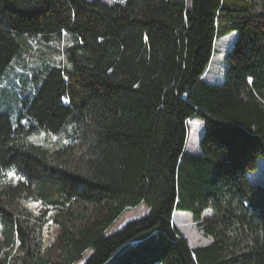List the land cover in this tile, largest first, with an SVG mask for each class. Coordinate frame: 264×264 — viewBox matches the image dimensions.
<instances>
[{
  "label": "trees",
  "instance_id": "16d2710c",
  "mask_svg": "<svg viewBox=\"0 0 264 264\" xmlns=\"http://www.w3.org/2000/svg\"><path fill=\"white\" fill-rule=\"evenodd\" d=\"M230 32L224 83L210 85ZM61 35L64 59L18 113L0 109V264H264V185L248 178L264 160V0H0V76L30 37ZM177 211L212 244L192 249Z\"/></svg>",
  "mask_w": 264,
  "mask_h": 264
},
{
  "label": "rangeland",
  "instance_id": "374dc122",
  "mask_svg": "<svg viewBox=\"0 0 264 264\" xmlns=\"http://www.w3.org/2000/svg\"><path fill=\"white\" fill-rule=\"evenodd\" d=\"M108 3H121L125 0H104ZM184 1L188 7L191 6V0ZM69 35H61L60 38L52 37L49 39L30 37L27 45L22 47L21 53L17 55L11 62L8 70L0 76V109H7L9 107L18 113V106L22 105L19 101L23 96L22 90H30L35 86L34 77H43L48 68L55 65L64 59L65 49L70 45L71 40ZM237 39V32H230L225 36L216 37L214 49L210 64L202 77V80L210 85H221L225 80V58L232 50ZM188 137L186 142V153L190 155H198L200 153L199 140L203 135V123L199 120H191L187 124ZM39 145H48L50 147H57L64 140L56 136L40 135L34 139ZM14 178V177H9ZM251 183L255 185H264V160L259 161L257 171L248 175ZM37 206V205H35ZM149 213V208L139 206L134 209L125 211L105 232L106 236H111L121 231L125 225L132 221L143 218ZM174 224L181 234L188 242L192 249L207 247L212 244L213 238L203 234L201 228L194 222L193 215L187 211H177L174 214ZM2 227L0 226V239L2 236ZM53 235L49 241H54V235L57 234L58 229H52ZM91 252H88L84 260L78 264H84L89 258ZM159 253H156V256ZM149 262V261H148Z\"/></svg>",
  "mask_w": 264,
  "mask_h": 264
},
{
  "label": "snow or ice",
  "instance_id": "6c2138e0",
  "mask_svg": "<svg viewBox=\"0 0 264 264\" xmlns=\"http://www.w3.org/2000/svg\"><path fill=\"white\" fill-rule=\"evenodd\" d=\"M7 175H8L9 177H14V176H15V174H14L13 172H9V173H7Z\"/></svg>",
  "mask_w": 264,
  "mask_h": 264
}]
</instances>
